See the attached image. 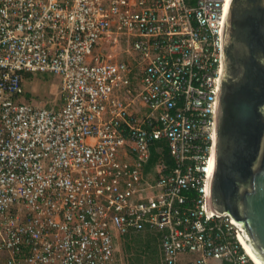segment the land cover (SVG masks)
<instances>
[{
  "label": "built area",
  "instance_id": "2783aa9c",
  "mask_svg": "<svg viewBox=\"0 0 264 264\" xmlns=\"http://www.w3.org/2000/svg\"><path fill=\"white\" fill-rule=\"evenodd\" d=\"M228 4L0 0V264H117L111 224L162 264H260L210 202ZM40 70L59 109L24 99Z\"/></svg>",
  "mask_w": 264,
  "mask_h": 264
},
{
  "label": "water",
  "instance_id": "95a60500",
  "mask_svg": "<svg viewBox=\"0 0 264 264\" xmlns=\"http://www.w3.org/2000/svg\"><path fill=\"white\" fill-rule=\"evenodd\" d=\"M210 202L264 264V0H229Z\"/></svg>",
  "mask_w": 264,
  "mask_h": 264
},
{
  "label": "rangeland",
  "instance_id": "374dc122",
  "mask_svg": "<svg viewBox=\"0 0 264 264\" xmlns=\"http://www.w3.org/2000/svg\"><path fill=\"white\" fill-rule=\"evenodd\" d=\"M115 41L110 42L103 51H109V45L114 44ZM119 48L124 51L127 49L126 44L124 43V37L120 38ZM136 53H124L123 58L135 63V70L138 73V61L136 59ZM135 72V73H136ZM54 73L50 71H35L31 74H26L23 82V88L25 91V100L34 101L41 105H47L50 109H57L61 105L59 97V84L60 80L57 78ZM139 74L135 75L136 80L138 81ZM150 164L149 168L145 170L146 172H153L154 168ZM111 233L113 236L114 243L117 248L116 261L118 264H139V258L143 264H159L161 261L156 259L153 262L149 258L150 254H155L154 256L158 258L159 254V236L158 233H148L137 236L138 240L132 242V248L127 249L124 242H121V233L115 224H111ZM148 235L150 237H148ZM152 236V237H151ZM145 237L148 239L145 241ZM128 243V242H127ZM146 249H145V248Z\"/></svg>",
  "mask_w": 264,
  "mask_h": 264
},
{
  "label": "trees",
  "instance_id": "16d2710c",
  "mask_svg": "<svg viewBox=\"0 0 264 264\" xmlns=\"http://www.w3.org/2000/svg\"><path fill=\"white\" fill-rule=\"evenodd\" d=\"M159 143H163V142H158V144ZM166 153V156H168V152L166 151L165 152ZM156 157H158V155H157V153H156V150H153V158H152V160L153 161H155L156 160ZM154 232H156V233H158V236H159V254H158V258L157 257H155L154 255L155 254H150V256H149V258H151V260H153V262L154 261H156L155 260V258L156 259H159L160 261H161V263H159V264H162V259H163V257H162V248H161V234H160V232H157V231H146V232H142V233H131V234H129V235H127L125 238H123L122 240H121V242H124L125 243V245H126V247H127V249H131L132 248V242L134 241V242H136V240H138V238H137V236H139V235H143V234H148V233H154ZM144 236V235H143ZM148 237H150L149 235H148ZM152 237V236H151ZM148 238L147 237H145V241L147 240ZM128 242V243H127ZM145 248V247H144ZM146 249V248H145ZM118 264H119V259H118ZM139 264H143V262L140 260V258H139Z\"/></svg>",
  "mask_w": 264,
  "mask_h": 264
},
{
  "label": "crops",
  "instance_id": "0c3cea01",
  "mask_svg": "<svg viewBox=\"0 0 264 264\" xmlns=\"http://www.w3.org/2000/svg\"><path fill=\"white\" fill-rule=\"evenodd\" d=\"M26 74H31V73H25V76H26ZM57 78L60 80V81H59V82H60V84H59V89H60V88H61V79H60L59 77H57ZM59 97H60V101H61V104H62V99H61L60 91H59ZM24 99H25V98H24ZM45 106H47V105H45ZM60 107H61V105H60ZM60 107H59V108H60ZM59 108H58V109H59Z\"/></svg>",
  "mask_w": 264,
  "mask_h": 264
},
{
  "label": "bare ground",
  "instance_id": "6f19581e",
  "mask_svg": "<svg viewBox=\"0 0 264 264\" xmlns=\"http://www.w3.org/2000/svg\"><path fill=\"white\" fill-rule=\"evenodd\" d=\"M227 11V10H226ZM214 157L211 159V166H213ZM253 257L256 259V261L260 264H262L256 257L253 255Z\"/></svg>",
  "mask_w": 264,
  "mask_h": 264
}]
</instances>
